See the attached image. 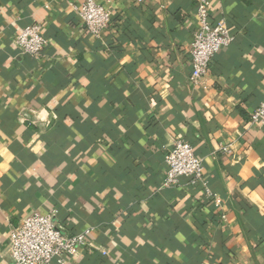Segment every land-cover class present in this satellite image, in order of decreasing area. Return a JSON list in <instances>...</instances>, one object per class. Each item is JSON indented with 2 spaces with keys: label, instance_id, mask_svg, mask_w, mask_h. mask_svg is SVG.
Returning <instances> with one entry per match:
<instances>
[{
  "label": "crops",
  "instance_id": "0c3cea01",
  "mask_svg": "<svg viewBox=\"0 0 264 264\" xmlns=\"http://www.w3.org/2000/svg\"><path fill=\"white\" fill-rule=\"evenodd\" d=\"M82 1L0 0V264L11 226L50 208L65 231L93 229L62 264H264V125L250 123L264 0H210L234 39L204 86L188 79L196 0H97L112 11L101 38L80 26ZM32 23L39 59L15 43ZM176 137L201 183L161 186Z\"/></svg>",
  "mask_w": 264,
  "mask_h": 264
},
{
  "label": "built area",
  "instance_id": "2783aa9c",
  "mask_svg": "<svg viewBox=\"0 0 264 264\" xmlns=\"http://www.w3.org/2000/svg\"><path fill=\"white\" fill-rule=\"evenodd\" d=\"M142 3L145 0H137ZM72 7L76 10L80 26L95 38H101L108 29L112 15L111 9L97 0H83ZM210 0H196L194 30L188 46L190 57L189 82L193 86H204V78L215 54L226 48L234 37L225 18H214L210 14ZM15 43L21 54L39 59L46 45L42 27L39 23L24 26L16 35ZM250 123L264 125V101L250 114ZM218 151L234 155L230 144L219 143ZM164 162L166 172L162 187H173L185 178L189 184L201 183L204 178V164L191 144L176 137L165 148ZM206 196L218 199L216 193L206 189ZM56 208L48 212L32 210L11 226L7 242V252L11 264H62L64 256L75 255L88 245V236L93 231L88 227L71 233L65 231L55 220Z\"/></svg>",
  "mask_w": 264,
  "mask_h": 264
}]
</instances>
